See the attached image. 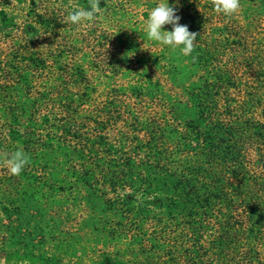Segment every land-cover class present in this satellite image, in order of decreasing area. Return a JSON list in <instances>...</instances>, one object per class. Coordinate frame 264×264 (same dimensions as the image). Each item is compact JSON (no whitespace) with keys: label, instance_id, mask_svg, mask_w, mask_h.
I'll list each match as a JSON object with an SVG mask.
<instances>
[{"label":"trees","instance_id":"obj_1","mask_svg":"<svg viewBox=\"0 0 264 264\" xmlns=\"http://www.w3.org/2000/svg\"><path fill=\"white\" fill-rule=\"evenodd\" d=\"M159 2L0 0V153L30 157L0 166L5 262L82 235L99 264H264V0H168L189 56L147 40Z\"/></svg>","mask_w":264,"mask_h":264},{"label":"clouds","instance_id":"obj_2","mask_svg":"<svg viewBox=\"0 0 264 264\" xmlns=\"http://www.w3.org/2000/svg\"><path fill=\"white\" fill-rule=\"evenodd\" d=\"M100 3L101 0H87V8H72L67 13L66 22L73 25L94 23L101 18ZM210 3L216 13L229 18L241 10L240 0H210ZM179 20L176 9L169 6L168 0H161L148 11L147 18L143 21L147 40L173 50L179 49L184 56L191 55L195 49L198 34L190 32L187 25L180 24ZM165 25H171L172 30H164ZM29 163L30 157L22 146L10 154L0 153V166L7 168L11 175L19 176ZM0 264L3 262L0 261Z\"/></svg>","mask_w":264,"mask_h":264},{"label":"rangeland","instance_id":"obj_3","mask_svg":"<svg viewBox=\"0 0 264 264\" xmlns=\"http://www.w3.org/2000/svg\"><path fill=\"white\" fill-rule=\"evenodd\" d=\"M38 236L31 241L37 243ZM47 254H41L34 248L28 253L16 257L12 262L7 263L0 257L3 264H99L101 253L98 251V241L85 240L82 235L77 237L61 236L58 240H48ZM68 246L71 248L68 249Z\"/></svg>","mask_w":264,"mask_h":264}]
</instances>
